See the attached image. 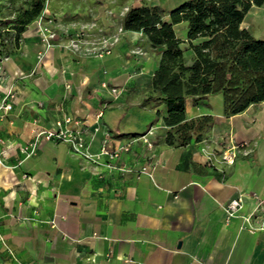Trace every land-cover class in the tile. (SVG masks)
I'll return each instance as SVG.
<instances>
[{"label":"crops","instance_id":"1","mask_svg":"<svg viewBox=\"0 0 264 264\" xmlns=\"http://www.w3.org/2000/svg\"><path fill=\"white\" fill-rule=\"evenodd\" d=\"M35 23L19 54L2 64L0 100L10 92L16 100L0 118V264H264V102L227 117L222 96L202 107L188 101L189 118L215 117L211 135L186 148L167 146L164 105H137L123 125L131 72L143 66L152 80L158 66H139L120 43L89 57L90 47L70 40L74 29L63 24V38L47 49ZM242 27L264 41V6ZM123 65L130 74L121 75ZM59 122L84 137L90 158L56 139L24 152ZM233 147L235 162L222 161ZM234 200L241 207L230 218Z\"/></svg>","mask_w":264,"mask_h":264},{"label":"trees","instance_id":"2","mask_svg":"<svg viewBox=\"0 0 264 264\" xmlns=\"http://www.w3.org/2000/svg\"><path fill=\"white\" fill-rule=\"evenodd\" d=\"M47 1L21 0L15 16L0 17V60L19 47ZM262 6L264 0H188L168 12L143 5L125 14V31L142 33L153 48L162 49L144 103L166 107L167 146L186 148L211 135L215 117L189 118L188 101L202 107L222 96L227 117L264 102V41L242 27L248 13ZM178 27L186 29L184 37Z\"/></svg>","mask_w":264,"mask_h":264},{"label":"rangeland","instance_id":"3","mask_svg":"<svg viewBox=\"0 0 264 264\" xmlns=\"http://www.w3.org/2000/svg\"><path fill=\"white\" fill-rule=\"evenodd\" d=\"M186 1L188 0H48L42 15L35 21V29H37L36 36L40 38L41 43L46 46L42 42L41 37L43 28L48 29L50 31V36L53 37L50 40L52 45V41L55 40L57 36L62 37L61 34L57 33L62 24L63 26H70L74 29V33H69L70 40L73 41L72 37L78 36L79 42H77V44L81 42L90 47L86 53L89 57H97V53L103 51V49L101 50V48L98 47L105 46V48H109L112 46V43L115 45L119 43L122 45L127 44L129 51L124 49L125 53L129 52L128 54H130V56L138 57L136 63H138L139 66L146 64V62L152 63V66L154 64L155 68L150 67L152 72H154L158 66L160 51L162 49L153 48L143 34L128 35L129 32L125 31L123 28V18L132 7H140L143 5L159 6L168 12L179 7ZM20 3L21 0H0V17L15 16ZM176 32L179 37H184L186 29L184 30L182 27H178ZM26 33L27 31L21 36L20 45L13 51L11 56L9 58L3 56L0 60V86H2L3 78L7 73L2 64L6 60L15 58L19 54L20 47L25 41ZM46 33L48 34V32ZM109 37H113L112 41H110ZM130 43H132V47H130ZM114 47L116 49V46ZM48 48L49 47H47V49ZM76 50L78 52V49ZM115 51L117 55L122 54L121 57H125L124 51ZM105 55L107 54H104V56ZM121 61L124 62V59H121ZM133 66L134 64L132 63V68L134 69L136 65ZM123 69H126L124 65L121 75L130 74ZM142 71H144V73H142ZM131 73L133 84L126 88V94L122 97L121 101L125 102L126 111L129 112L128 117L123 121V125H129L130 121L133 120L131 116L139 112L138 106L141 105L142 108L148 106L149 109L153 108L152 104L146 105L144 103L152 89V80L149 79L151 72L143 69V66H141L138 68V73H134V71ZM107 88H109L108 85ZM112 93L115 95L113 98L115 99L114 101H116L117 96L121 95L119 90ZM12 94V100L15 102L16 96L14 93ZM216 98L220 97L218 96ZM43 139L44 136L41 141Z\"/></svg>","mask_w":264,"mask_h":264},{"label":"built area","instance_id":"4","mask_svg":"<svg viewBox=\"0 0 264 264\" xmlns=\"http://www.w3.org/2000/svg\"><path fill=\"white\" fill-rule=\"evenodd\" d=\"M48 32V34L46 33ZM50 31L48 29L43 28L42 31V42L47 46L50 47L51 46V39L53 38L52 36H50ZM110 51H106V52H99L97 53V57L102 58L104 56V54H110ZM39 60H41L43 58V53H39ZM13 94L12 92H10L9 94H7V96L3 99L0 100V118L5 117L6 115H8L12 109H13ZM102 116V113H100L99 117ZM58 126V130H44L41 132H38L35 136L34 141L27 147L24 149V152L29 151L30 154H34L35 150L37 149V146L39 145L42 137L44 136L45 140H52V139H56V140H64V141H70L72 144V147L74 149V151L86 158H90L88 152L86 151L87 146H86V141L84 139V137L79 134V133H73L69 130H62L61 126L62 124L59 122L57 123ZM145 138V137H144ZM146 143L148 144L149 147H152V144L146 140ZM0 144H1V140H0ZM124 150H128V148H123ZM104 153H108L110 154L112 157H118L119 155V150L118 151H114L112 153L107 152L106 149H103ZM237 158V147H233L230 150H227L225 152L222 153V161L226 162V163H230L233 164L235 162ZM147 168H143L141 173H147ZM264 204V200L260 201V205ZM241 207V200H234L232 201L227 208L229 217L232 218L236 215L237 210ZM252 219V216H249L248 218L245 219V221L247 223H250ZM261 229H264V227H262ZM250 232H254L255 229L253 228H249Z\"/></svg>","mask_w":264,"mask_h":264}]
</instances>
